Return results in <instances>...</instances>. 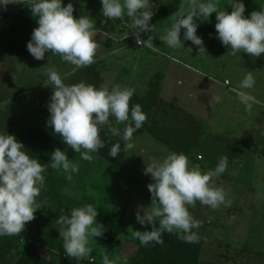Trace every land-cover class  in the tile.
I'll return each instance as SVG.
<instances>
[{"label":"rangeland","instance_id":"obj_1","mask_svg":"<svg viewBox=\"0 0 264 264\" xmlns=\"http://www.w3.org/2000/svg\"><path fill=\"white\" fill-rule=\"evenodd\" d=\"M71 1L83 11L89 8L84 16L96 21L99 31L94 32L98 45L94 63L73 72L74 66L50 53L45 54L44 60L33 56L29 60L0 56V132H4L11 121L22 129L48 126L47 105L53 91L46 77L49 67L55 66L62 77L64 73H71L65 79L69 85L81 81L97 87L119 84L135 89L134 95L139 98L147 94L149 85L159 76L163 105L158 112V122L170 131L184 129L190 122L200 127V142L188 156L191 164L207 172L216 167L221 157L228 159L226 171L212 182L226 190L230 206L221 205L213 210L197 201L195 207H189L190 213L202 222L195 230L204 241L201 262L264 264V54L259 58L242 52L232 55L231 49L216 38L215 13L208 21H197V35L203 39L206 55H199L191 41H184L185 47L167 48L159 37L171 27L172 16L188 7L186 0H153L154 15L150 23L155 25V31L140 34L143 40L153 37L151 48L135 45L136 36L131 33V20L126 15L112 21L103 17L100 0ZM65 2L63 0L66 6ZM230 3L231 0H220V8L230 13ZM243 3L246 17L253 11L264 10V0H243ZM29 6L30 0H23V4H9L6 10L0 8V13L23 8L32 15ZM163 9L170 11V15L152 23ZM105 20L107 23L102 22ZM8 25L0 21V26ZM248 70L253 71L255 77L254 87L243 90L255 98L251 114L232 90ZM226 79L231 83L225 84ZM212 97L219 99L210 104ZM115 127L122 131L124 124H115ZM133 142L135 146L126 152L123 170L94 153L91 162L84 161L71 149L70 159L79 165V171L73 174L72 184L66 186V193L80 202L83 197L102 202L111 199L110 211L128 216L115 255L126 257L128 264H134L138 251L136 241L139 239L132 231L144 230L136 214L138 211L143 214L142 210H150L146 208L152 205L147 186L154 181L150 174H144V169L153 160H162L172 152L149 134L133 136ZM32 231L42 239L53 238L57 232L62 240L57 228ZM88 247L91 252L102 248L95 238H89ZM41 256L58 264L59 260L47 250H42Z\"/></svg>","mask_w":264,"mask_h":264},{"label":"clouds","instance_id":"obj_2","mask_svg":"<svg viewBox=\"0 0 264 264\" xmlns=\"http://www.w3.org/2000/svg\"><path fill=\"white\" fill-rule=\"evenodd\" d=\"M100 3L103 17L114 21L126 15L131 20L129 27L137 44L153 47L152 36L147 40L140 38L141 33L155 31V25L150 23L154 15L151 10L155 7L153 0H100ZM186 3L188 7L172 16L171 27L159 37L167 48L185 47L184 41H191L197 46L199 55H206L203 39L197 35V21H208L215 13L216 38L231 49L232 55L242 52L259 58L264 54V10L253 11L246 17L243 0H231L230 13L220 8V0H186ZM9 4H23V0H0V8L6 10ZM29 8L38 27L32 32L27 50L36 60H44L46 53L59 55L62 61L74 66L73 72L94 63L98 47L94 32L99 30L93 18L82 15L77 19L73 4L65 6L63 0H30ZM102 22L107 23L106 20ZM69 75L71 73H64L62 77L55 66L47 69V81L53 89L47 105L48 127L84 161L91 162L92 153L105 147L101 138L105 128L123 141V148L120 142L112 145L108 152L110 157L117 158L121 151L126 153L133 149V134L147 120L141 105L130 107L135 89L119 84L97 87L83 81L69 85L65 83ZM224 83L231 81L226 79ZM254 85L253 71L248 70L237 88L232 89L249 114L256 101L243 90ZM218 99L212 97L210 104ZM113 120L116 125L124 124L122 132L113 126ZM227 166V157H221L214 169L203 172L199 165L191 164L184 153L176 152L147 164L144 174H150L154 181L147 186L152 205L146 208L150 210L143 209V214L138 211L136 219L140 225H151L152 228L150 231H132V235L145 246L163 244L164 232L176 234L186 243L198 242V232L194 230H198L202 222L190 213L189 207H195L197 201L213 210L221 205L230 206L226 190L212 182L214 177L226 171ZM48 167L67 174L69 180L79 171V165L59 148L51 153L49 163H41L30 157L14 135L0 132V237L21 234L26 224L35 219V213L40 210L38 197L45 188ZM98 215L93 204H85L58 217L59 234L68 257L79 261L88 256L91 252L89 238L103 236ZM102 264H128V261L124 256L110 258L105 254Z\"/></svg>","mask_w":264,"mask_h":264},{"label":"trees","instance_id":"obj_3","mask_svg":"<svg viewBox=\"0 0 264 264\" xmlns=\"http://www.w3.org/2000/svg\"><path fill=\"white\" fill-rule=\"evenodd\" d=\"M92 2L93 0H89ZM72 3L75 9L74 15L81 17L89 12L75 7L76 3L66 0L65 4ZM170 15V11L161 10L153 19L152 23L161 20ZM6 21L8 26H0V55L21 60H28L30 53L27 50V43L31 39L33 30L38 27V23L33 15H30L25 9L18 8L5 13H0V21ZM161 78L157 76L149 85V90L143 98L134 95L130 101V107L133 104H139L142 111L147 114V120L143 127L135 131L133 136H139L143 133L153 136L157 141L164 144L172 152L184 153L187 157L190 152L198 146L201 139V130L195 122H190L184 129H173L170 131L158 122V112L163 103L160 98ZM113 126H115L112 121ZM14 135L28 151L30 157L37 159L41 163H49L51 153L59 148L71 158V148L62 142L58 134L46 127L33 129H22L15 123L10 122L4 133ZM122 132V131H121ZM101 138L105 142V147L99 152L94 153L101 159L123 170L126 162V153L121 151L117 158L108 155L109 149L116 142L123 141L117 136H112L107 128L101 132ZM75 175V173H73ZM72 174V176H73ZM45 188L41 191L38 201L40 210L35 213V219L26 224L25 230L14 236L0 237V264H53L52 260L46 261L41 256L42 250H47L50 255H54L58 264H102V256L107 254L113 257L118 254L120 242V232L128 220L125 213H113L110 211L108 202L111 199L94 201L85 199L78 201L66 193V186L72 184V178L67 179V174L62 171L47 168L45 173ZM81 190V188L79 187ZM77 190V189H76ZM85 204H93L99 212L97 222L103 225L101 229L103 236L96 237L97 244L101 250L92 251L88 258H82L79 261L68 257L63 248V241L59 240L58 233H54L53 238L42 239L36 232L47 229L52 231L58 229L57 219L61 215L70 214L74 207H80ZM143 231H150L152 226H143ZM195 231V230H194ZM163 244L142 245L136 241L138 248L136 256L133 258L134 264H203L201 262V253L204 241L199 237L198 242L186 243L178 238L176 234L164 232L162 234Z\"/></svg>","mask_w":264,"mask_h":264},{"label":"crops","instance_id":"obj_4","mask_svg":"<svg viewBox=\"0 0 264 264\" xmlns=\"http://www.w3.org/2000/svg\"><path fill=\"white\" fill-rule=\"evenodd\" d=\"M1 13H5V12H1ZM134 43H135V41H134ZM135 45H136V43H135ZM137 46V45H136ZM143 46V45H142ZM138 47V46H137ZM141 47V46H140ZM1 56V55H0ZM32 58V55L30 54V56H29V59H31ZM28 59V60H29ZM0 62H1V57H0ZM1 64V63H0ZM14 101H17V99H15ZM28 108H31V105H29V107ZM11 122H13V121H11ZM5 124H6V121H5Z\"/></svg>","mask_w":264,"mask_h":264},{"label":"built area","instance_id":"obj_5","mask_svg":"<svg viewBox=\"0 0 264 264\" xmlns=\"http://www.w3.org/2000/svg\"><path fill=\"white\" fill-rule=\"evenodd\" d=\"M135 43H136V45H137L138 47L142 46V45H138V44H137V42H136V38H135Z\"/></svg>","mask_w":264,"mask_h":264}]
</instances>
